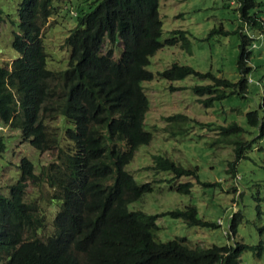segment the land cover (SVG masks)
I'll use <instances>...</instances> for the list:
<instances>
[{"label": "trees", "instance_id": "obj_1", "mask_svg": "<svg viewBox=\"0 0 264 264\" xmlns=\"http://www.w3.org/2000/svg\"><path fill=\"white\" fill-rule=\"evenodd\" d=\"M235 2L247 26L264 34V0ZM86 7L79 4L74 11L70 9L76 23L64 38L69 50L67 66L56 70L47 67L42 39V26L55 11L53 0L18 2V30L13 32L11 44L19 55L9 67L0 65V120L11 124L15 119L21 138L40 151L57 145L59 163L51 162L49 169L45 172L42 167L41 172L54 188L52 197L58 200V209L52 219L53 230L38 236L45 217L35 200L25 197L26 181L36 177L35 166L22 156L18 178L10 183L7 194L0 191V264H239L246 249L257 248L259 255L264 250L261 243L234 241L203 247L180 239H154L156 219L163 213L181 217L190 225L218 224L202 219L195 204L161 213L128 208L130 202L153 190L151 181L139 182L125 168L137 147L153 137L144 127L150 105L142 82L154 77L146 65L165 43L181 40L189 49V38L186 30L173 29L171 33L177 36L161 40L159 0H90ZM1 13L0 9V21ZM213 30L226 33L222 28ZM239 33L237 65L241 75L237 82L178 62L157 73L170 80L190 74L211 80L192 86L199 96L207 95L201 98L206 106L246 91L251 79L252 67L246 60L252 36ZM245 116L248 125L257 127L256 137H262L264 115L251 109ZM53 118L60 121V137L50 124ZM164 118L171 134H186L190 129L186 113ZM204 124L216 133L211 144L232 146L234 160L228 163V170L235 175L237 161L251 146L246 128L236 120ZM4 149L0 135V153ZM152 158L150 167L172 172L166 178L171 188L191 191V180L177 179L182 175L198 177L197 166L185 167L161 153ZM241 216L235 213L229 218L231 234Z\"/></svg>", "mask_w": 264, "mask_h": 264}, {"label": "rangeland", "instance_id": "obj_2", "mask_svg": "<svg viewBox=\"0 0 264 264\" xmlns=\"http://www.w3.org/2000/svg\"><path fill=\"white\" fill-rule=\"evenodd\" d=\"M87 1L90 0H53L55 11L42 26L48 68L58 70L67 66L69 50L64 38L76 23V16L70 13V9L74 11L79 4L87 8ZM18 2L0 0L3 16L0 21V65L8 67L19 55L11 44L13 32L18 30ZM159 15L162 19L161 40L178 35L171 30L183 29L189 38L190 48L182 46L181 40L174 44L165 43L150 56L146 65L154 77L142 82L150 105L145 113L144 127L153 133V137L149 143L137 147L125 168L137 181H151L153 190L130 202L128 208L161 213L195 204L202 219L218 223L215 226L190 225L181 217L163 213L156 219L158 228L153 235L156 240L180 239L191 246L203 247L240 241L254 245L261 243L264 247V135L256 137L257 127L248 125L245 119L246 112L251 109H258L259 114L264 115V34L247 26L239 17L235 0H159ZM219 28L226 33L213 30ZM240 31L252 36L246 60L252 67L249 72L251 79L246 91L228 95L206 106L201 98L207 95L199 96L192 86L211 80L192 74L170 80L157 73L178 62L203 72L210 70L216 75H225L237 82L241 75L237 65ZM115 44L117 55L120 44ZM169 85L178 88L172 89ZM175 112H183L190 117L186 124L190 129L186 134L174 135L166 129L168 121L164 117ZM230 120H236L246 128L245 136L251 143L245 150V156L237 161L235 175L228 170V163L234 160L232 146L211 144L216 133L204 124ZM50 121L60 137V121L57 118ZM15 123L18 124L15 119L11 124L0 120V135L5 141V149L0 153V191L8 193L10 183L20 174V158L29 157L34 163L36 177L26 181L25 197L34 199L45 217V226L37 234L44 237L53 230L52 219L58 209V200L52 197L54 188L45 180L41 168L46 172L49 163H59L58 148L54 144L46 150L36 149L21 138ZM60 142L68 143L63 138ZM155 153L166 154L185 167H198V177L182 175L177 179L192 181L189 193L170 187L171 183L166 178L171 177V171H156L150 167ZM235 213L242 216L236 232L231 234L228 222ZM257 250H244L239 264H264V250L259 255Z\"/></svg>", "mask_w": 264, "mask_h": 264}, {"label": "built area", "instance_id": "obj_3", "mask_svg": "<svg viewBox=\"0 0 264 264\" xmlns=\"http://www.w3.org/2000/svg\"><path fill=\"white\" fill-rule=\"evenodd\" d=\"M222 222V221H221Z\"/></svg>", "mask_w": 264, "mask_h": 264}]
</instances>
